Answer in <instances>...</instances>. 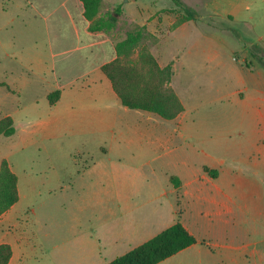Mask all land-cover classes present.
Masks as SVG:
<instances>
[{
    "label": "crops",
    "instance_id": "1",
    "mask_svg": "<svg viewBox=\"0 0 264 264\" xmlns=\"http://www.w3.org/2000/svg\"><path fill=\"white\" fill-rule=\"evenodd\" d=\"M204 2L195 21L176 26L184 10L173 0H146L126 11L120 6L129 26H145L157 36H185L199 19L213 30L206 42L194 44L202 53L191 59H173L157 47V63L171 65L170 86L183 105L175 118L164 119L121 103L102 70L115 56L113 40L89 29L81 0H0V56L14 60L17 70L0 77V118L11 116L15 126L4 137L22 148L42 145L49 177L60 176V155L52 152L61 149L57 140H69L65 162L75 155L90 162L71 173V181L55 185L63 192L57 201L62 213L43 221L49 247L42 263L33 264H106L176 221L196 242L156 264H264V0ZM232 28L246 33L263 56L244 48L242 57H227L215 33L233 36ZM175 71L201 88L204 82L216 87L224 128L240 130L239 140H190L199 138L201 127L175 90ZM55 90L58 97L50 102ZM6 160L17 176L18 199L3 217L27 197ZM87 174L95 181L84 183ZM1 243L11 247L6 264H25L22 237Z\"/></svg>",
    "mask_w": 264,
    "mask_h": 264
},
{
    "label": "rangeland",
    "instance_id": "2",
    "mask_svg": "<svg viewBox=\"0 0 264 264\" xmlns=\"http://www.w3.org/2000/svg\"><path fill=\"white\" fill-rule=\"evenodd\" d=\"M145 2L146 0H137L136 3H131L130 0H128V2L125 0H101L96 18H107L109 15L116 17L114 26L104 31L107 35L111 36L114 44L124 39L128 31L135 27L129 26L127 21L120 17V6H123L126 11L129 8L141 6ZM181 3L184 7L194 10L198 14H203L205 12L204 0H181ZM166 10L167 9H163V11ZM177 10H179V8ZM115 11H118V13ZM204 18L206 17L204 16ZM195 23L197 25L194 26L189 23L190 25L186 30L185 36L181 37L179 35L169 36L167 33H164L163 36H157L143 30L144 32L142 31L134 46L120 53L118 57L115 52L113 59L117 57V62L114 68H112V72L116 74L119 89L129 91L136 88V91L153 93L162 88L160 83L166 74H160L156 67L164 66L158 64L154 66L150 62L145 61L146 53L151 54L154 60L156 59L155 55L157 47L159 46L163 47L166 54L172 53L173 59L176 56L184 58L187 56L188 59H191L192 57L198 56L195 55L196 53L200 56L202 51L194 44L206 42L209 31L213 30L200 19ZM220 24V26H223L222 23ZM232 30L233 36L227 32L225 35V31L223 33H215L217 37L215 40L220 43L218 48H221L220 50L222 52L224 51L227 57H229V55L230 57H242L241 50H244V48H247L248 51L250 53L252 52L257 58L263 56V52L253 45L246 33H242L238 28H232ZM32 35L33 34H29L28 38H32ZM38 39L47 42L45 33H39ZM223 40L226 41L224 44L225 46L221 43ZM16 48L17 46L15 49ZM152 51L155 54H153ZM14 62L15 61L12 59L0 56V77L5 73V70L8 71V73L12 72L13 75H15V73L17 74ZM174 82L175 90L183 95V97H181L185 100L187 108H190L199 119L201 127L199 129V138L194 137L190 140L240 139V136L237 134L240 130H225L224 128V117L226 114H224L222 110L223 102L217 98L219 93L215 86L209 87L208 83L204 82L201 88L197 84L196 86L193 81L185 75H177L176 71ZM166 85L171 87L170 81ZM1 99L0 93V100ZM2 115L3 112L0 109V116ZM16 126L20 127L18 124H16ZM67 141L69 140H57L61 149H53L52 152L59 153L60 155L56 159L60 176L57 174L56 177H49L48 175L51 174L48 168L50 162L45 156V154H48V151L45 150L42 145H40V147L38 145H30L22 148L20 144H16L20 142L19 140H9L4 136L0 137V164L3 159H9L11 161L19 175L20 184L25 187L27 193V197L21 199V207L14 208L11 213L4 217L3 214L7 210L0 215V244L1 241L9 238L22 237L26 257V260H24L25 264H33L37 263V261H41L42 263V259L46 258L49 241L45 235L47 229L46 226L43 225V221L47 220L49 216L53 217L62 213V210H58L60 206H58L57 201L58 197L61 196L63 192H60L59 188L55 185L59 180L71 181L73 179V176H70L71 173H74L76 169L84 168L90 163L88 160L89 157L83 155H75L76 157L73 156L75 160H68V162H65L63 153L67 146ZM197 143H199V141ZM154 164L160 167L161 163L154 162ZM44 167L46 169L44 172H34L35 169ZM204 167L205 166H203V169ZM94 181V174H87L83 178L84 183H92ZM32 185L42 189L40 195L31 193V191L27 189L28 186ZM52 187L56 189L55 194L54 192L48 193L47 191V188L51 189ZM33 206L35 209L34 214L32 213Z\"/></svg>",
    "mask_w": 264,
    "mask_h": 264
},
{
    "label": "trees",
    "instance_id": "3",
    "mask_svg": "<svg viewBox=\"0 0 264 264\" xmlns=\"http://www.w3.org/2000/svg\"><path fill=\"white\" fill-rule=\"evenodd\" d=\"M84 8V16L90 21V30L106 31L112 28L116 22V17L109 15L107 18H96L101 0H81ZM176 5L184 10L183 16H179L174 23V26L179 25L183 21L194 20L196 12L187 7H184L180 0H173ZM118 13V11H115ZM147 31L145 26L135 25L134 29L128 31L126 37L114 44V49L117 57L120 53L130 49L135 45L142 31ZM143 31V32H144ZM117 57L102 65V70L111 81L113 89L118 94L121 103L133 109H142L145 111L158 114L164 119L175 118L182 110L183 105L178 96L171 87L166 84L170 81L173 72L171 65L164 67H156L160 74H166L161 81L162 88L157 92L147 93L145 91H136V88L120 90L115 72H112ZM145 61L156 66L157 60L151 54H145ZM159 65V64H158ZM59 94L55 90L49 94L50 102L55 101ZM15 133V126L11 116H3L0 118V135L11 136ZM204 170L211 175L216 174V170L204 167ZM175 181L174 177H171ZM18 199L17 191V176L10 169L7 160L3 159L0 164V215L8 210ZM196 242L195 237L179 222L171 224L163 229L150 239L131 248L124 254L115 257L106 264H156L168 256L175 254L177 251ZM11 247L7 243L0 244V264H6L11 257Z\"/></svg>",
    "mask_w": 264,
    "mask_h": 264
}]
</instances>
